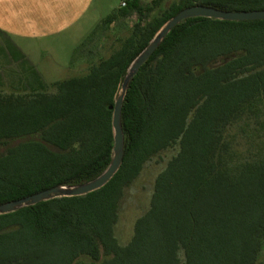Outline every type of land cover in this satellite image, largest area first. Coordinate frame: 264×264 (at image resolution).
Returning a JSON list of instances; mask_svg holds the SVG:
<instances>
[{"label": "trees", "instance_id": "16d2710c", "mask_svg": "<svg viewBox=\"0 0 264 264\" xmlns=\"http://www.w3.org/2000/svg\"><path fill=\"white\" fill-rule=\"evenodd\" d=\"M196 4L264 10V0H128L75 52L98 29L135 15L121 47L90 62L87 74L52 86L0 29V204L104 172L114 146L110 106L130 64L164 23ZM122 126L123 162L103 187L0 215V264H257L264 244V19L192 17L175 26L131 79ZM175 145L149 209L120 244L124 188Z\"/></svg>", "mask_w": 264, "mask_h": 264}, {"label": "rangeland", "instance_id": "374dc122", "mask_svg": "<svg viewBox=\"0 0 264 264\" xmlns=\"http://www.w3.org/2000/svg\"><path fill=\"white\" fill-rule=\"evenodd\" d=\"M120 3L121 0H95L91 11L78 26L70 31L45 39L19 40L18 44L37 65L44 80L50 86L55 81L87 74L90 62L106 57L119 49L123 40L131 33V26L136 16L119 17L108 27L98 29V33L84 44L88 47L84 46L82 53L76 54L75 52V49L89 37L101 19L119 9ZM89 47L92 51L88 56L85 50ZM178 150L179 146L175 145L154 155L145 163L140 175L124 188L119 204V219L115 226V235L120 244L125 245L130 241L137 218L150 207L158 173L166 167L168 161L176 155ZM81 259L89 260L87 257H81ZM257 264H264V244Z\"/></svg>", "mask_w": 264, "mask_h": 264}, {"label": "water", "instance_id": "95a60500", "mask_svg": "<svg viewBox=\"0 0 264 264\" xmlns=\"http://www.w3.org/2000/svg\"><path fill=\"white\" fill-rule=\"evenodd\" d=\"M192 17H209L222 20H256L264 19V10L231 11L208 5L196 4L181 10L169 19L156 32L148 45L137 55L130 64L127 74L121 84L119 93L113 105L112 127L114 135L113 156L109 166L99 176L79 184L57 185L52 188L34 193L21 199H16L0 204V215L19 210L20 208L35 205L41 201L60 197L82 196L103 187L119 170L124 157V131L122 126V108L124 98L131 79L139 71L140 67L150 58L160 46L168 33L182 21Z\"/></svg>", "mask_w": 264, "mask_h": 264}, {"label": "crops", "instance_id": "0c3cea01", "mask_svg": "<svg viewBox=\"0 0 264 264\" xmlns=\"http://www.w3.org/2000/svg\"><path fill=\"white\" fill-rule=\"evenodd\" d=\"M94 2L0 0V29L20 47L19 40L45 39L70 31L91 11Z\"/></svg>", "mask_w": 264, "mask_h": 264}, {"label": "built area", "instance_id": "2783aa9c", "mask_svg": "<svg viewBox=\"0 0 264 264\" xmlns=\"http://www.w3.org/2000/svg\"><path fill=\"white\" fill-rule=\"evenodd\" d=\"M128 0H121L120 6L124 7L126 5Z\"/></svg>", "mask_w": 264, "mask_h": 264}]
</instances>
